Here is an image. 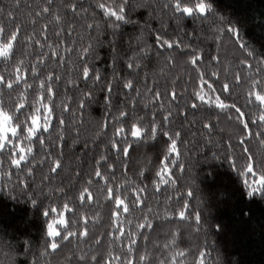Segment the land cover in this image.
Returning <instances> with one entry per match:
<instances>
[{
  "label": "trees",
  "instance_id": "1",
  "mask_svg": "<svg viewBox=\"0 0 264 264\" xmlns=\"http://www.w3.org/2000/svg\"><path fill=\"white\" fill-rule=\"evenodd\" d=\"M74 2L84 9L77 17L73 18L69 14L66 19V23L74 21L77 33L82 37L75 47L79 51L81 45H94L90 64L102 76L111 80L113 69H116L122 79L134 80L142 94L146 88L164 92L165 86L169 89L174 87L179 93L176 101L179 107L172 105L173 122L167 127L173 132H181L180 139L183 142L178 143L179 158L175 154L168 157L169 161L176 160L175 165L169 164L171 176L165 175V179L170 181L168 184H161L156 176L168 147L166 138L159 136L156 140L146 142L128 137L132 147L127 157L122 153L108 152L109 163L114 164L116 169L114 177L106 167L101 168L108 178L107 186L115 188L124 185L120 194L123 196L127 192L129 200L132 199L134 188H146L142 199L147 206L143 211H133L121 217L126 230L141 234L137 236L138 251L133 253L137 264H140V255L148 257L144 264H160L161 261L164 264H198L199 252L206 254L205 264H264V196L260 193L253 197L246 196L249 189L243 181L247 179L251 182L252 177L242 175L247 161L240 159L242 155L264 159V143L258 136L246 138L243 126L237 122L236 113L231 109L222 111L204 104H200L198 109L189 106L194 100L192 94L199 91V78L188 63L195 50L202 57L200 71L206 73L205 79L213 83L221 99L229 105L234 103L241 107L247 120L256 121L261 114L260 108L248 103L247 92L253 80L264 81V0H204L212 6L211 12H206L204 16L198 13L193 16L175 13L171 7H164L170 0H129L125 13L127 22H116L118 28H113L111 21L97 7V3L104 0ZM41 6L42 0H21L17 11L14 0H0V8L4 10L0 14V23L7 22V13L12 12L17 18L16 27L23 26L27 34L31 35L30 21ZM61 7V0H57L54 11ZM44 23L45 20H39L37 32ZM88 23L99 24V27L96 30L88 29L85 26ZM228 28L236 29V35L228 32ZM8 30H12L11 24ZM156 35L172 41L179 40L182 45L189 47L158 49ZM240 44L246 47L241 48ZM71 46V43L66 45ZM25 52L30 54L25 55ZM145 52L148 54L143 55ZM248 52L253 55L248 56ZM169 55L173 60L171 66L166 65ZM132 58L141 65L140 69L130 70L126 67ZM20 60L24 61L23 70L30 68L35 63L34 46L18 50L13 61L0 60V75L8 76ZM76 61L77 56L73 55L71 62ZM41 68L47 72L56 68V65L53 62L47 69ZM57 71L64 75L63 68ZM212 72L219 75L218 81L211 76ZM234 74H241L243 83L237 85L233 80ZM173 80L176 81L174 85L171 83ZM29 82H32L31 77ZM223 83L232 85L231 94L221 93ZM204 91L208 89L205 87ZM7 93L8 90L3 89L5 99ZM117 93L120 95L117 96ZM66 94L71 96L73 93ZM31 95L30 92V99ZM76 96L78 99L79 94ZM147 96L140 100L136 108L139 115L146 117L151 114L148 109L142 110V105L148 102ZM104 97L105 93L97 91L93 101L84 110V127L78 141H73L75 132L65 134L67 146L63 148L61 157L63 171L59 175H52L50 182L46 180L41 184V175L48 174L47 166L37 167L34 177L27 179L10 165L5 164L0 169V264H82L78 261V257L83 254L80 249H90L89 254L97 251L105 258L110 250H119L120 242L113 243L111 235L114 233L111 218L114 206L105 199L106 192L101 191L106 187L105 181L97 183V178L92 175L95 164L93 157L98 159L105 148L104 144L95 147L90 139L97 131L98 124L107 116ZM122 99L121 88L117 85L112 96V112L124 107L118 103ZM163 102L167 109L169 101L165 98ZM161 111L164 110L158 109L156 105L151 106V112L158 116ZM208 123L212 125L211 130L203 127ZM250 131L258 133L264 128L253 123L250 124ZM245 139L247 142L242 148L240 141ZM85 140L89 141L87 147L84 146ZM243 149L249 152L244 153ZM52 151L54 155L57 154L55 148ZM4 171L13 174L5 176ZM77 173L80 175L77 176ZM259 174L257 172V179ZM90 178L93 180L92 185H86ZM171 179L176 181L174 185ZM25 183L29 186L25 187ZM157 184L159 189L156 188ZM84 186L90 187L95 202L82 207L73 204L72 207L77 220L80 214L90 218L88 242L82 240L80 249H77L76 241L73 240L61 251L42 255L47 239L46 223L52 219V216L45 217L42 213L49 206L60 208L68 202L60 198L59 188L75 199ZM50 189L53 191L50 192ZM189 191L193 193L191 197L186 195ZM33 199L37 201L36 204L32 203ZM185 201L189 205L186 210L189 219L180 220L178 213ZM96 213H99V223L93 219ZM195 213L201 215L199 224L194 220ZM65 215L67 218L72 214ZM129 220L131 224L127 223ZM149 220L153 228L134 229L135 224ZM79 227V223L74 226ZM92 237L102 239V244L97 247ZM181 251L186 255L178 256Z\"/></svg>",
  "mask_w": 264,
  "mask_h": 264
},
{
  "label": "snow or ice",
  "instance_id": "2",
  "mask_svg": "<svg viewBox=\"0 0 264 264\" xmlns=\"http://www.w3.org/2000/svg\"><path fill=\"white\" fill-rule=\"evenodd\" d=\"M57 0H42V5L39 11L35 12L34 18L30 21L32 27V34L28 35L26 29L16 27L17 18L12 12L7 13V22L0 23V60L9 62L13 61L18 50L26 49L34 46L35 50V63L27 70H23L24 61L20 60L13 68L8 76L0 75V169H3L5 164L10 165L12 169L23 173L25 178H32L35 175L37 167H48V174L41 175V184L44 181H51L52 175H59L63 171L62 159L63 148L67 146L66 133L75 132L73 141H78L82 134L81 130L84 127V110L93 101L97 91L105 93L104 105L107 116L102 120L98 126L97 131L90 139L95 147L99 148L100 144H104L105 148L101 151L99 158L95 160L92 175L97 178V183L100 180L105 181L106 187L101 191L106 192L105 199L111 201L113 210L111 212L112 224L114 233L112 241L120 242L119 250H110L107 253V258L99 255L97 251L80 249V243L83 240L88 242L90 232L88 224L90 218L80 214L79 220L75 218L77 215L72 207L76 204L77 207H82L85 204L91 205L95 202L96 198L90 190V187L84 186L79 191L78 197L75 199L70 198L65 194L63 188H59L61 199L68 202L63 203L60 208L51 207L42 213L43 216H52L50 222L46 223L45 229V250L42 255L47 256L49 253H56L61 251L62 248L71 244L73 240L76 241V248L82 251V255L78 257V261L82 264H137L136 258L133 253L138 251L137 236L141 235L134 230H126L124 221L121 219L123 215L130 214L133 211H143L146 207V201L142 199V194L146 191L145 187L134 188L132 191V199L129 200L127 192L122 196L120 189L124 185H118L115 188L108 185V178L105 177L101 168L106 167L111 172L112 177L115 176V166L109 163L108 152L122 153L124 157L129 155L132 144L129 143L128 137L133 140L146 142L149 140H156L159 137L166 138L167 155L161 159V168L157 170L156 176L159 177L161 184H168L169 179H165V175L171 176L169 172V164H176V160L169 161L168 157L175 154L178 159L180 152L178 151V143H182L181 132L171 131L168 129L173 120V107H179L176 101L179 98V93L174 87L169 89L165 86L164 92L156 90V88H146L145 93L142 94L136 87V83L132 79H122L117 75L116 69H113L112 79L102 76L90 64L93 58L91 53L94 51V45L89 43L87 46L81 45L77 51L75 44L79 43L82 37L77 33L74 21L67 22L66 19L69 14L73 18L80 15L84 11L82 5L78 6L74 0H61V9L54 11V6ZM16 10L19 11L21 0H14ZM129 0H108L98 2L97 7L103 11L104 17L111 21L113 28H118L119 24L116 22H127L125 20V13ZM165 8L171 7L175 13L181 15L193 16L199 14L204 16L206 12H211V4L205 3L204 0H170V3L164 5ZM3 8H0V14L3 13ZM61 12L63 14H61ZM30 15H32L30 13ZM45 20V23L40 26L39 32L36 31V24L39 20ZM107 22V21H106ZM9 24L12 25V30H8ZM86 28L96 30L99 24L88 23ZM228 32L236 35V29L228 28ZM156 47L158 49H172L189 47L182 45V42L172 41L165 39L161 35H156ZM54 41V42H53ZM69 43L71 47H66ZM241 48L246 46L240 44ZM51 50V51H48ZM189 58L188 63L192 66L193 70L197 72L199 78V91H195L193 102L189 105L192 109H198L200 104L208 107H215L222 111L231 109L236 113L235 119L241 124L242 131L246 138L253 136L261 137V142L264 143V131L253 133L250 131V124L256 123L264 128V81L253 80L250 90L247 92L248 103L256 104L260 108L261 114L256 121H249L246 119V113L241 107L236 104H227L221 99V95L217 94V89L213 83L205 79V72L200 71L199 63L202 61L200 54L195 53ZM64 53H67L65 55ZM25 55L30 53L25 52ZM145 52L143 55H147ZM77 56L76 62H71L72 56ZM252 56V52L247 53ZM142 58V57H141ZM217 59L218 58H213ZM56 65L51 71H43L47 69L51 63ZM173 60L171 55L166 58V65L171 66ZM126 67L130 70L140 69L141 65L135 58L130 59ZM249 67H253L249 65ZM58 68L64 69V75L59 74ZM131 74V73H130ZM70 76V78H67ZM211 76L219 80V75L212 72ZM31 77L32 82H29ZM234 82L239 85L243 83L241 74H234ZM174 85L175 80L171 81ZM158 84V82H157ZM117 85L120 86L124 99L119 100V104L124 107L119 108L116 112H112L113 107L112 96L116 92ZM208 91L205 92L204 88ZM3 89H7V99L3 94ZM63 89V91H61ZM75 90V91H73ZM31 92V99L29 94ZM67 92H72L71 96ZM232 85L223 83L221 85V93L231 94ZM79 94L77 99L76 94ZM150 93V96L147 94ZM211 93L212 95H210ZM120 93H117L119 96ZM147 96L148 102L142 105L143 109H148L151 113L150 116L139 115L136 112L137 105L141 99ZM169 101V107L165 109L164 99ZM59 101V103H57ZM197 101L199 103H197ZM156 105L158 109L164 110L157 113L151 112V106ZM67 114V119L65 118ZM186 115V113H184ZM147 120V123L145 121ZM204 128L211 130L210 123L204 124ZM97 141L99 143H97ZM241 140L240 144L246 143ZM88 140L84 141V146L87 147ZM57 150L54 155L52 149ZM91 150V149H89ZM244 153H248V149H243ZM240 159L247 161L245 171L242 175L251 176L252 180L249 182L247 179L243 181L244 185L249 189L246 192L247 197H253L256 193L264 196V159H255L253 155H242ZM235 164L236 161H233ZM183 169L181 168V171ZM257 172L259 178L257 179ZM13 173L4 171L3 175L11 176ZM80 174L77 173V176ZM143 176L144 173L141 172ZM19 179V177H18ZM35 182V181H33ZM23 183V181H22ZM93 180L90 178L86 181V185H92ZM174 185L176 181L171 179ZM25 183V187H28ZM45 187L47 185H44ZM159 189V184L156 185ZM53 191L50 189V192ZM71 189H69V193ZM43 193V187L41 188ZM186 195L191 197L193 193L187 192ZM45 198H48L45 195ZM78 202V203H77ZM36 204L35 199L32 200ZM189 205L185 201L182 205V210L178 213L180 220H188L189 216L186 210ZM149 211H151L149 209ZM66 213H71V216L66 218ZM99 223V213L93 217ZM194 220L197 224L200 223L201 215L194 214ZM79 223V228H74ZM131 224V220L127 221ZM153 228L152 222L146 221L134 225V229H151ZM95 245L98 247L102 244V239L95 237L91 238ZM175 243V240H173ZM167 247V245H165ZM75 255V252H73ZM184 256L186 253L183 251L177 254ZM204 252H199L198 264H205ZM140 264H144L148 260L145 255L138 257ZM160 264H164L163 261ZM175 264V262H174Z\"/></svg>",
  "mask_w": 264,
  "mask_h": 264
}]
</instances>
